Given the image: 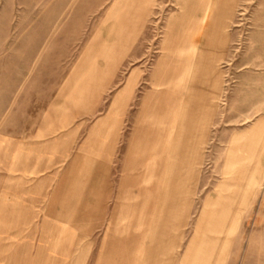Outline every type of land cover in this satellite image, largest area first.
Returning a JSON list of instances; mask_svg holds the SVG:
<instances>
[{"label": "rangeland", "instance_id": "obj_1", "mask_svg": "<svg viewBox=\"0 0 264 264\" xmlns=\"http://www.w3.org/2000/svg\"><path fill=\"white\" fill-rule=\"evenodd\" d=\"M0 264H264V0H0Z\"/></svg>", "mask_w": 264, "mask_h": 264}, {"label": "crops", "instance_id": "obj_2", "mask_svg": "<svg viewBox=\"0 0 264 264\" xmlns=\"http://www.w3.org/2000/svg\"><path fill=\"white\" fill-rule=\"evenodd\" d=\"M183 54V55H182ZM178 52L177 55L173 56L176 59V56H183L181 59H179V63L181 67H185L189 70L190 73L188 77L187 87H185V91L183 94L179 97V99H176V104H174V107L177 110V116L176 119L173 116V120L169 118V123L173 122L175 123L174 129L169 130L165 129L166 137L168 138L166 145L167 148V159L162 164V171L160 178L157 183L156 187V204L152 210V215L157 209V205L159 202V197L162 193H164L166 190L170 189L167 182L168 177V171L174 167V161H176V170L177 175L180 184L183 182V178L186 172V158H187V149H188V143H187V128H188V109L194 108V109H200L201 104L206 100V96H212L211 89H207V85L211 84V80H206L205 78H210L212 74L214 73V66L212 67V72L207 71L204 73V78L202 72L200 75H198V71L194 69V67L190 64V61L193 64V61H195L194 57L190 60H188L187 56L182 52ZM175 62H173L174 64ZM172 64V68H174L175 64ZM177 64V65H178ZM179 68V67H178ZM198 75V76H197ZM201 78V79H200ZM172 115V112L170 113V116ZM174 115V114H173ZM168 116V117H170ZM154 132V135H159L161 131H158L157 128L152 129ZM157 166V165H156ZM166 179V180H165ZM167 182V185H166ZM167 192V191H166Z\"/></svg>", "mask_w": 264, "mask_h": 264}, {"label": "bare ground", "instance_id": "obj_3", "mask_svg": "<svg viewBox=\"0 0 264 264\" xmlns=\"http://www.w3.org/2000/svg\"><path fill=\"white\" fill-rule=\"evenodd\" d=\"M191 48V47H190ZM192 48H194L193 46H192ZM188 50V49H187ZM192 51L194 50V49H191ZM188 53V52H187ZM190 58H191V56H190ZM187 72V71H186ZM186 75V74H185ZM185 77V76H184ZM183 86V85H182ZM185 87H187V85H184V88ZM181 89V88H180Z\"/></svg>", "mask_w": 264, "mask_h": 264}]
</instances>
